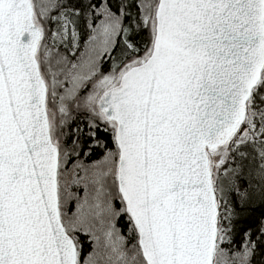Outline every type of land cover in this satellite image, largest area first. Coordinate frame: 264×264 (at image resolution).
Instances as JSON below:
<instances>
[{
	"label": "snow or ice",
	"instance_id": "snow-or-ice-1",
	"mask_svg": "<svg viewBox=\"0 0 264 264\" xmlns=\"http://www.w3.org/2000/svg\"><path fill=\"white\" fill-rule=\"evenodd\" d=\"M0 264H264V0H0Z\"/></svg>",
	"mask_w": 264,
	"mask_h": 264
}]
</instances>
